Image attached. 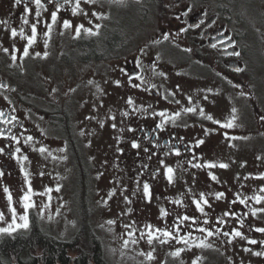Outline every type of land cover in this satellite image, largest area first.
Masks as SVG:
<instances>
[{
	"label": "flooded vegetation",
	"instance_id": "flooded-vegetation-1",
	"mask_svg": "<svg viewBox=\"0 0 264 264\" xmlns=\"http://www.w3.org/2000/svg\"><path fill=\"white\" fill-rule=\"evenodd\" d=\"M42 3L45 7L40 9V17H36V6L33 3L28 4L32 11L26 14L23 3L15 5V0H0V21L8 22L5 25L0 23V27H6L10 35V43L0 39V83L8 85L7 88L0 89V111L18 118V122L13 121L15 126L8 125L7 128H11L12 134L20 137L19 145L10 139L0 138V147L5 148V152L0 154V170L4 171V176L0 177V192L7 185L6 181L13 179L20 169L16 159L9 155V152L15 147H20L22 151L18 155H27L31 159L34 148L30 143H34L51 149L52 158L61 159L60 164L63 160L74 173L76 171L75 184H78V187H75L74 199L79 202V194L83 195V185L86 183L89 168L82 133V119L89 116L87 95L92 90V84L101 80L106 73L112 79V84L122 78L128 90L135 89L144 95V100L138 97L142 108L134 112L127 111L130 115L123 117L127 136L134 137L133 140L144 149H149L153 156L166 154V158L179 161L183 173L186 171L194 178V181L191 179L187 184L195 186L198 193L224 192V199H213L214 209L211 212L232 211L237 213L234 217L237 221L243 218L245 222L246 205L231 203L234 200L230 193L231 185L218 177L216 181L211 180V169L192 167V164L205 163L198 158V154L212 146L211 138H204V129H209L208 134L211 136L215 134L222 139L223 135L216 128L207 127L209 123L218 124L200 117V108L197 107V113L182 112L175 125L168 123L164 129L153 131L160 121V117L154 116L153 113L167 110L171 115L182 108L193 106L184 104L178 98V84L188 79L211 81L213 86L209 92L215 95L214 99L217 100L220 96L227 98L231 108L236 99L245 106L248 104L249 94L252 97L248 90L249 70H257L259 65L254 57L255 49L249 43L247 23L238 12L233 11V2L99 0L93 11L102 13L103 19L93 17V11L87 12L86 3H82L83 12L76 16L72 15L70 7L61 9L48 36L44 33L48 32L47 25L52 23L51 12L55 7L49 0H42ZM127 5L144 8V11L137 13L136 19L130 13L131 20L125 23L119 18L118 11L121 6ZM189 8L192 10L188 11ZM85 12L88 13L87 16L83 14ZM185 12L188 14L184 15ZM24 15H27L28 24L23 23ZM65 19L71 20L73 25L84 24L85 27H93L99 34L89 36L82 32L77 38L74 28H63ZM89 20L92 21L91 24ZM201 20L204 21L203 24H200ZM32 23H37L36 42L29 48V55L21 58L27 40L18 41L19 35L13 38L10 29L15 27L19 33L21 28L28 30ZM96 23L101 24L99 30L94 28ZM193 24L200 26L190 27ZM181 28H186L187 31L181 32ZM165 34L168 35L167 39L164 38ZM221 40L223 44L218 43ZM212 44L217 46L213 48ZM4 48H8L9 52L5 53ZM14 50L16 61L11 59ZM37 52L40 56L36 55ZM45 52L48 53L46 57ZM229 52H238L239 55H227ZM190 66L194 67L193 73L187 70ZM236 68L242 71L237 72ZM137 73L143 80L136 78ZM129 76L132 77V83L141 85L140 88L132 87ZM169 84H175L173 92L167 90L166 85ZM172 93L175 95H171ZM96 99L97 95L92 102L94 108L98 105ZM252 105L255 106L254 113L260 119L258 106L254 102ZM215 111L214 107L208 104L205 114L221 121ZM239 115L245 117L242 113ZM0 128H5V125L0 124ZM129 128L134 131H129ZM239 129L244 128L240 126ZM226 130L238 131V128ZM27 136L34 137L29 144L24 143ZM198 139L204 143L197 145ZM8 145H11V148L7 147ZM173 145L179 149V156L172 151ZM61 149L63 151H60ZM122 162L124 163L123 160ZM141 163L134 158L131 167L135 169ZM153 172L156 173H151L154 178L159 175L157 170ZM157 194L165 197V190L161 185L158 186ZM164 208L172 211L169 203H166ZM247 220L252 223L250 219Z\"/></svg>",
	"mask_w": 264,
	"mask_h": 264
},
{
	"label": "rangeland",
	"instance_id": "rangeland-1",
	"mask_svg": "<svg viewBox=\"0 0 264 264\" xmlns=\"http://www.w3.org/2000/svg\"><path fill=\"white\" fill-rule=\"evenodd\" d=\"M230 1L233 2V11L238 12L247 23L249 43L255 49L254 57L257 58L259 65L257 70L254 68L249 70L248 90L251 92L252 97L249 94L248 104L245 106L244 103L236 99V103L231 108L228 105L227 98L220 96L219 99H214L215 95L213 96L208 91L213 86L212 82L208 80L188 79L179 84L176 83V85L178 84V98L184 104H190L188 101L189 96L192 97L190 105H195L207 111L209 104V106L214 107L216 116L222 119V123L235 115V128H238V131H228L220 125H210V123L207 125L210 129L216 128L223 137L220 139L221 137L218 135L206 134L204 138L210 137L212 146L198 154V158L204 162L228 164V168L216 167L210 171L216 177L231 185L232 190L230 193L233 199H235L237 193L241 197L251 198L254 193L259 192L261 187H264V179L257 178L261 173H264V119H262L264 117V0ZM86 6L87 12H92L95 9V4H86ZM130 6H121L118 11L119 18L125 23L130 22V13L136 19L137 13L144 11V8L138 9L135 6ZM24 31L25 34L31 35V28ZM0 36L3 42L10 43V35L6 27H0ZM19 40H21L20 36H18ZM187 70L193 73L194 67L190 66ZM122 81L123 79L120 78L119 85L112 84V79L104 73L101 80L94 82L86 100L89 116L82 119L84 151L89 167L86 174V183L83 185V206L86 215L89 216L92 229L102 241L104 254L109 263L192 264V261L199 257L198 264H264V255H254L256 252H264V243H260L264 241V233L255 231L258 227H264V213H258L256 216L251 215V208L264 207V202L256 204L254 200L249 199L244 204L247 211L245 213H248V215L244 216L246 221L243 225L232 216L225 218L227 220L225 224L217 223V217L222 216L223 212H211L214 209V196H208L211 207H205V211L208 213L207 217L196 211L192 199L194 197L198 198L199 193L195 186L187 184L190 183L191 179L194 181V178L186 171L183 173L179 161L166 158V154L153 156L152 153H146L141 145L139 148H132L131 140L134 137L127 136L122 113L134 112L135 109L142 108V103L138 100V97L144 100V95L136 92L135 89L128 90ZM174 86L175 84H169L166 85V88L168 91L173 92ZM96 95L98 105L94 108L92 102ZM205 96L207 99H204ZM129 97H132L133 105L127 104ZM252 102L258 106V111L261 113L260 119L254 113L255 106L252 105ZM233 108L236 109L235 113H232ZM239 113H242L245 117H241ZM113 116L115 117L114 120L112 119ZM114 123L116 124L115 128L112 127ZM240 126H243L244 129H239ZM225 133H227L228 138L225 137ZM231 137H236V139H231ZM30 144L34 149L41 147V145L34 143ZM47 150L51 152V149L47 148ZM48 152L41 154L39 151L34 150L33 158L25 161L24 164L25 169L30 173L29 179L35 193H43L45 188L52 189L51 193L43 196L34 195L32 200L36 207L30 209L29 212H34L39 223L48 231L59 237L68 238L78 228L79 219L81 218V207L76 198L74 199L75 187H78V184H75L77 173L76 171L74 173V170L63 160L60 164L61 159H53L48 155ZM149 155H151V159L148 158ZM134 158L138 159L140 163L142 161L145 163H141L140 166L134 169V167H131ZM161 159L164 160L166 165L175 170L174 182L171 184L166 179L164 166L159 163ZM144 164L149 167L147 169L143 168L142 165ZM90 165L91 171H89ZM157 169H159V175L154 178L151 173ZM41 172L44 175L41 176ZM24 179V174L19 169L16 176L13 179H8L6 181L7 185H5L13 195V203L18 213L22 212V206L17 201L23 194L22 189L26 188ZM137 179L140 182L139 189ZM144 181H147L151 186V201L143 197L142 185ZM159 185L164 188L165 197L157 194ZM57 186H59V191H56ZM113 188L116 189V193L110 198L108 193ZM134 192L135 195H133ZM210 192L215 193L214 191ZM49 196H51L50 200ZM80 196L81 194H79ZM124 196H128L131 203L125 202ZM176 199L183 200V206L173 203ZM166 203H169L172 215L161 218L159 209L166 207ZM44 205H47V207H44ZM129 208L132 209L131 212H128ZM0 211H4L6 217L10 219L7 199L2 189L0 192ZM174 211H183L179 213L200 218L201 224L192 225L191 230L194 236L203 238V234L195 229L202 225L203 219L207 218L210 220L211 226L229 232L236 228L247 239L235 237L231 243H228L229 238L223 235L208 237L207 243L211 245L210 247H193L181 253L180 257L169 255L177 247H185L175 240L164 245L154 241L152 245H149L146 239H141L137 244L129 243L127 247L124 246V240L128 237L124 234L123 225L137 221V227H142L145 223L164 227L175 220L176 212ZM49 217L51 218L49 219ZM247 219H250L252 223H249ZM108 220H116L117 223L110 226L107 224ZM4 226L6 224L0 222V227ZM202 226L209 227V225ZM188 230L185 227L184 231ZM137 236H139L138 232ZM253 239L258 243H248L249 240ZM245 248L249 251H245ZM153 249H155L153 253L155 259L148 261L145 255L141 253H147Z\"/></svg>",
	"mask_w": 264,
	"mask_h": 264
},
{
	"label": "snow or ice",
	"instance_id": "snow-or-ice-1",
	"mask_svg": "<svg viewBox=\"0 0 264 264\" xmlns=\"http://www.w3.org/2000/svg\"><path fill=\"white\" fill-rule=\"evenodd\" d=\"M99 0H62V2H59V0H49L50 4H53L55 7V10L51 12V24H48V32H45L44 35L48 36L52 30V26L57 22V18H58V13L60 12L61 9L70 7L71 13L73 16L78 15L79 13L83 12V9L81 7L82 3H86V4H96L98 3ZM122 2V0H121ZM24 5V12L30 13L32 11L31 8L28 7L29 3H33L36 6V17H40L41 12L40 9L44 8V4L42 3V0H15V5H20L22 4ZM192 9L189 8L188 11H191ZM85 16L88 15V13H83ZM188 13L185 12L184 15H187ZM91 15L93 17H96L97 19H103L104 16L102 13H97L95 11H93L91 13ZM179 17H177L178 19ZM22 20L24 24H28V18L27 15L22 16ZM39 21H37L38 23ZM0 23H4L7 24V21H0ZM37 23H32L30 25L31 28V35L25 36V31L23 28H21L19 30V33L17 32V29L15 27H12L10 29V34L13 38L17 37V35L20 36L21 39H26L27 43L24 45L23 47V52H22V56L23 57H27L29 55V48L31 47V45H33L36 42V38H37ZM92 21L89 20V24H91ZM204 21L201 20L200 24H203ZM214 23V22H213ZM200 24H193L190 25V27H199ZM63 28L65 29H69V28H74V33H75V37H80L82 32L86 35L89 36H93V35H98V31H94L93 27H85L84 24H78V25H73V22L69 19H65L63 21ZM94 28L96 30H99L101 28V24L96 23L94 25ZM181 32L187 31L186 28H181L180 29ZM223 35V34H221ZM164 38L167 39L168 35L165 34ZM225 39H230L228 37H225ZM218 43L223 44V40L218 41ZM45 46H47V40L45 41ZM213 48H215L217 45L216 44H212L211 45ZM3 51L5 53L9 52L8 48H4ZM143 51V50H141ZM190 51V50H189ZM227 55L230 56H238L239 53L238 52H229L226 53ZM37 56H40V53L37 52L36 53ZM48 55L47 52L44 53V56L46 57ZM11 59L13 61H16L17 56L15 55V50L11 56ZM139 66V64H138ZM235 71L239 72L242 71V69L240 68H236ZM159 75H164V73H159ZM136 78L143 80V77H141L138 73L136 74ZM91 83V81H90ZM115 83L117 85L120 84V81H115ZM129 83L132 85V87L134 88H140V84H135L132 83V77L129 76ZM8 85L0 83V89H5L7 88ZM152 87H155V85H152ZM208 91H211V89H209ZM171 95H175V93H172ZM167 98V97H165ZM5 99H7V97H5ZM204 99H207V97L205 96ZM188 101L191 104L192 102V97L189 96L188 97ZM176 103H179V101H175ZM127 104L128 105H133L134 101L132 99V97H129L127 100ZM139 109H135V111H138ZM236 109H232V113H235ZM197 113V107L195 105L190 106V107H185L182 108L180 111H176L174 113H172L171 115L168 114L167 110H163L160 111L159 113H153L154 116H159L160 117V121L159 123H157L155 125V129H153V131H155L156 129H164L166 124H168L169 122H171L173 125L176 124L177 118H179L181 116V113ZM200 117H203L207 120H211L213 121V123L220 125L222 128L228 129V128H233L235 127V115H232L231 118L226 119L225 122H221L220 120H215L213 118L212 115L210 114H205V111L203 108L199 109L198 112ZM123 116L127 117L130 114L128 112H124L122 113ZM112 119L114 120L115 117L113 116ZM262 119H264V117H262ZM13 121L18 122V118L15 115H6L4 111H0V124L5 125V128H7L8 125H13ZM15 126V125H13ZM22 126V125H21ZM185 127H187V125H184ZM113 128L116 127V124L114 123L112 125ZM5 128H0V138L3 139H10V141L15 142V144L19 145L20 143V137L12 134L11 128H7V133L5 131ZM129 131H134V129L129 128ZM205 134H208V132L210 131L209 129H204ZM225 137H227V133H225ZM34 139L33 136H27L24 138V143L25 144H29L30 142H32ZM183 139V138H180ZM231 139H236V137H231ZM204 141L203 140H197L196 144L200 145L203 144ZM7 147L11 148V145H8ZM140 144L136 141L133 140L132 141V148H139ZM39 151L41 154H44L45 152H48V150L41 146L39 149H34ZM21 148L20 147H15L14 150H11L9 152V155H11L12 157H14L17 161V163L20 166V171L24 174V184L26 185V188L22 189L23 194L19 197V201H17V203H20L22 206V212L17 211V208L14 206L13 203V195L10 191V189L7 186L3 187V193L6 196L7 199V209H8V214L10 215V219H8L6 217V214L4 211H0V222L6 224V226L4 227H0V235H7V236H12L14 233H17L18 230H28L30 228V217H29V210L32 208L36 207V204L34 203V201L32 200V197L34 195H45L48 193L52 192L51 188H45V191L43 193H35L33 188H32V183L31 180L29 179L30 173L25 169L24 167V162L28 161V156L27 155H18L21 153ZM60 151H63V149H61ZM122 151V150H121ZM144 151L147 153L149 152V149L145 148ZM172 151L175 153V155L179 156L180 155V151L178 148H176L175 145L172 146ZM5 152V148L0 147V154H3ZM48 155L51 156L52 153L48 152ZM56 157H53V159H55ZM149 159H151V155H149L148 157ZM160 165L164 166V171H165V176L167 181L171 184L174 182V172L175 170L171 167L165 164L164 160H160L159 161ZM188 163H192L191 161H188ZM143 168L147 169L149 166L147 164L142 165ZM192 167H196V168H208V169H212V168H228V164L225 163H220V164H216L214 162L211 161H207L203 164L200 163H196V164H192ZM243 167V165H242ZM157 171H159V169H157ZM156 173L153 172L152 175H155ZM40 175H44L43 172L40 173ZM4 176V171L0 170V177ZM209 176L211 178V180L216 181L217 177L212 174L211 172H209ZM258 179H264V173H261L259 177H257ZM139 179H137V187L139 189ZM56 191H59V186H57ZM191 191V190H189ZM116 193V189L113 188L109 193L108 196L111 198L114 194ZM142 193H143V197L149 201H151L152 199V192H151V186L147 181L143 182L142 185ZM264 187H261L259 189L258 193H254V195L249 198L247 196H243L241 197V195L239 193L236 194L235 199L233 201H231V203L235 204V203H239L241 205L246 204V202L249 199H252L256 202V204H261V202H264ZM136 193L134 192L133 195H135ZM208 196H214V198L216 200H221L224 199L225 197V193L224 192H215V193H205V192H200L199 193V197L198 198H193L192 199V204L195 205V209L196 211H198L199 213H201L204 217L208 216V213L205 211V207H211L210 203H209V199ZM51 199V196H49V200ZM125 202L131 203V201L129 200L128 196H124L123 197ZM105 203H107V201H105ZM173 203H175L178 206H183V200L181 199H176L173 201ZM44 207H47V205H44ZM42 211V209H41ZM132 209L129 208L128 212H131ZM258 213H264V207H260V208H251V215L252 216H256ZM123 215V213H122ZM159 215L161 218H165L168 217L169 215H172V213H170L167 209L161 207L159 209ZM248 213H244V216H247ZM236 217L237 213L232 212V211H225L223 212L222 216L217 217V223L219 224H225L227 223V220L225 219L226 217ZM51 217H49L50 219ZM238 222L243 225L244 224V220L243 218H239ZM117 221L116 220H108L107 224L108 225H114L116 224ZM138 222L137 221H132L130 224H125L123 225V228L125 229V235L128 237L127 239L124 240V246L127 247V245L129 243L131 244H137L139 242V240L141 239H146L147 244L152 245L154 241H158L161 245L167 244L170 241L175 240L178 244H183L185 247H177L174 251H172L171 253H169V255L173 256V257H180L181 253L185 252L186 250H190L193 247L196 248H202V247H210L211 245H209L207 243V238L208 237H212V236H219V235H223L224 237L229 238L228 239V243L232 242V239L235 237H240L241 239H247V237L244 236V234L236 229L233 228L230 232L229 231H222L221 228L219 227H214L211 226L210 224V220L209 219H203L202 221V225H209V227H204V226H199L197 227L195 230L198 231L199 233L203 234V238L201 237H197L193 235V232L191 230L192 225L194 224H201L200 218L196 217V216H190L188 214H181L179 212L175 213V220H173L170 224H166L164 227H160L157 226L155 224L152 223H145L142 227H137ZM185 227H187L189 230L188 231H184ZM255 231L260 232V233H264V227H258L255 229ZM137 232L139 233V236H137ZM183 232V234H181ZM248 243L250 244H257L258 241L256 240H249ZM260 243H264V241H261ZM245 251H249V249L245 248ZM155 249H153L152 251H148L147 253H141L142 255H145V258L148 261H152L155 259L153 253H154ZM254 255L260 256V255H264V252H256L254 253ZM199 257H196L193 261L192 264H198L199 261Z\"/></svg>",
	"mask_w": 264,
	"mask_h": 264
},
{
	"label": "trees",
	"instance_id": "trees-1",
	"mask_svg": "<svg viewBox=\"0 0 264 264\" xmlns=\"http://www.w3.org/2000/svg\"><path fill=\"white\" fill-rule=\"evenodd\" d=\"M83 197L81 195L78 202L81 207L79 226L68 238L48 231L30 211L28 230L0 236V264H110L100 237L90 225Z\"/></svg>",
	"mask_w": 264,
	"mask_h": 264
}]
</instances>
